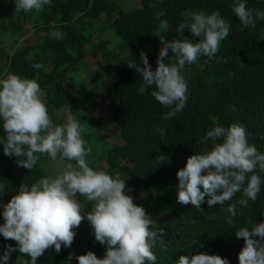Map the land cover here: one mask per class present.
<instances>
[{"label": "trees", "instance_id": "trees-1", "mask_svg": "<svg viewBox=\"0 0 264 264\" xmlns=\"http://www.w3.org/2000/svg\"><path fill=\"white\" fill-rule=\"evenodd\" d=\"M128 2L51 0L39 12L29 13L17 12L16 0L2 2L0 32L4 37L9 36L13 44L9 48L3 45L5 42L0 45V79H6L9 74L35 79L45 94L43 99L54 124L66 123L68 116H74L82 127L89 126L82 135L86 147L90 145L92 151L97 147L101 149L95 159L93 152L87 157L89 166L99 162L112 178L125 180V194L153 219L150 230H164L163 237L158 235L151 249L157 257L155 264H177L181 256L191 257L201 252L226 258L229 264H238L244 241L235 237V231L264 222V172H255L262 181L257 200L249 201L246 208L237 204L238 215L232 225L226 222L230 214L225 209L241 199L242 192L224 205L211 208L206 197L201 210H197L190 204L177 203L176 173L186 166L187 158L209 152L214 143L221 142H202V137L216 125L227 128L232 123L243 124L248 143L264 154V21H258L254 30L241 31L231 8L235 0H136L135 5L126 7ZM245 2L249 9L264 11V0ZM213 11H219L231 23L230 34L221 42L212 60L201 56L197 63L185 66L181 74L188 84L186 106L165 120L163 117L169 109L151 95L155 87L144 85L140 74L127 65L137 63L142 67L140 52L144 51L155 70L162 47L155 34L162 20L169 22V28L162 30L165 39L191 40L188 30L183 34L177 31L186 14ZM52 22L56 28L49 27ZM108 28L124 40L132 52L125 49L127 56L114 57L104 54L103 63L110 62L111 66L102 65L101 78L90 76L95 82L93 87L77 89L74 85L80 79L70 80L69 75L79 69L87 57L96 55L97 45L93 39ZM57 29L65 34L61 40L51 35ZM171 56L169 50L165 59ZM35 63H41L43 68L34 69ZM229 73L233 74L231 78H228ZM100 86L105 93L98 92ZM56 111L61 113L60 118L56 117ZM2 123L0 120V138L4 135ZM101 126L105 127L104 131L100 130ZM108 132L112 141L107 139ZM158 155L165 158L156 160ZM16 159L5 156L0 145V185L5 188L0 201L4 204L17 194L22 183L31 186L43 177H52L38 163L28 171L18 167ZM76 199L85 214L92 210L93 202L79 194ZM2 211L0 208V213ZM3 223L0 214V225ZM74 231L77 241L73 261L68 260L70 252L62 245L59 254L54 248L45 251L37 264H78L75 257L88 251L98 258L104 257L106 246L95 242L91 227ZM0 239V252L5 245L17 246L15 241H6L3 236ZM11 257H15L18 264L30 260L19 252H13Z\"/></svg>", "mask_w": 264, "mask_h": 264}, {"label": "clouds", "instance_id": "clouds-1", "mask_svg": "<svg viewBox=\"0 0 264 264\" xmlns=\"http://www.w3.org/2000/svg\"><path fill=\"white\" fill-rule=\"evenodd\" d=\"M50 3L51 0H16L15 9L17 12H39ZM231 8L241 31L254 30L258 21H264V11L249 9L245 0H235ZM49 27L56 28L55 22ZM231 27L219 11L193 12L186 14L177 27L181 34L188 30L192 39L168 41L162 30L169 28V22L162 20L155 34L162 45L155 70L144 51L140 52L142 67L137 63L127 65L140 74L144 85L155 87L151 95L162 107L169 109L163 117L165 120L186 106L188 84L181 74L185 66L197 63L201 56L212 60L221 42L229 36ZM51 35L61 40L65 34L57 29ZM169 50L170 59L174 60L166 63L170 60L165 59ZM32 67L41 69L43 65L35 63ZM232 75L229 73L228 78ZM44 95L35 79L15 74L0 79L3 154L17 158V166L28 171L37 164V154H46L53 161H68L62 174L43 177L31 186L22 183L6 204L0 201L3 209L0 214L4 219L0 236L17 244L16 247L5 245L0 264H8L13 252L30 257L24 264H37V259L52 248L59 254L62 245L71 247L76 236L74 229L85 220L93 230L95 242L106 246V251L103 258L92 251L76 256L78 264H145L146 261L155 264L157 257L151 249L158 235L163 237L164 230H150L154 221L143 207L134 204L133 198L125 194V180L114 179L89 166L87 157L92 147H86L82 138L85 129L72 116H68L66 123L54 124ZM230 107L236 111L234 106ZM55 115L61 117L59 111ZM208 140L221 142L214 143L209 152L187 158L186 166L176 173L179 181L177 203L201 210L206 197L211 208L224 205L242 192V198L225 209L230 214L226 222L232 225L238 215L237 204L246 208L249 201L257 200L262 181L255 172H264V154L248 143L243 124L232 123L227 128L216 125L202 137V142ZM164 158L158 155L156 160ZM4 192V186L0 185V197ZM77 194L93 202L87 214L82 211ZM234 234L244 241L238 264H264V222L255 223L251 228L241 227ZM73 255H69V261ZM177 264H229V261L201 252L191 257L181 256Z\"/></svg>", "mask_w": 264, "mask_h": 264}, {"label": "rangeland", "instance_id": "rangeland-1", "mask_svg": "<svg viewBox=\"0 0 264 264\" xmlns=\"http://www.w3.org/2000/svg\"><path fill=\"white\" fill-rule=\"evenodd\" d=\"M6 0H0V4L2 2H5ZM128 4L126 5V7H128L130 5V7H132L133 5H135L136 0H128ZM102 21H105V17L102 16ZM102 37V38H101ZM5 42V43H4ZM93 42L95 45H97L96 47V55L87 57L84 64H82L79 69L72 71V73L69 75V79L71 80H79V82L77 81L75 83V87L77 89H88L90 87H93V85L95 84L94 81H92V79L90 78L91 75H95L97 78H101L104 73H103V68L102 65L105 64L103 63L104 61V54H108L109 57L111 56H118V55H124L127 56L125 54V49L130 50L132 52V50L129 48L128 44L122 40L119 36H117L114 31L111 28H108V30H106L103 33L97 34L96 37H94ZM4 43L3 45H7V47H11L13 44V40L10 39L9 36L6 35V37L3 36V34H1L0 32V45ZM94 48V47H93ZM95 49V48H94ZM91 53H94L93 49L91 51ZM91 55V54H90ZM130 56V55H128ZM107 68H109L111 66V63H107L105 64ZM80 87V88H79ZM101 87V86H100ZM98 92L100 94L105 93L103 87L98 88L97 89ZM110 118H112V115L109 114L108 115ZM74 117V116H73ZM104 126V125H103ZM101 126L100 130L104 131L105 127ZM84 129H88L89 126H87V124L83 125ZM109 132L106 133L107 139L110 138V140L112 141V137L111 134L108 136ZM105 136V137H106ZM101 150V149H100ZM97 148H94V151H92L94 154L93 158H96L97 153L101 154L100 151ZM39 159H38V164L40 166H42L53 178L59 174H62L63 171H65L66 169V164L68 162H61L59 159L56 161L51 160L48 156L45 155H40L37 154ZM94 170L96 171H103L102 166L99 164V162L94 163L93 167ZM108 174V171H104ZM90 228L88 222L86 221L85 223H82L79 228ZM10 241V240H9ZM76 237L74 238V242L71 245L70 248H68L70 254H73V248L74 245L76 243ZM1 242V239H0ZM3 255V252H0V256ZM17 258V257H16ZM73 259H74V255H73ZM72 259V261H73ZM8 264H18L17 260H15V257H11L9 258Z\"/></svg>", "mask_w": 264, "mask_h": 264}]
</instances>
